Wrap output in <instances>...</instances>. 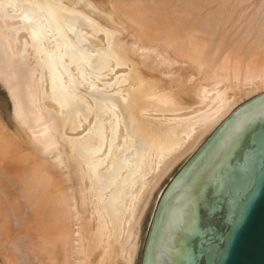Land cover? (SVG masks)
Listing matches in <instances>:
<instances>
[{
	"label": "bare ground",
	"instance_id": "obj_1",
	"mask_svg": "<svg viewBox=\"0 0 264 264\" xmlns=\"http://www.w3.org/2000/svg\"><path fill=\"white\" fill-rule=\"evenodd\" d=\"M244 2L0 0V84L20 129L13 181L31 232L43 237L42 262L133 264L153 190L264 89V0L250 4L240 40L218 34L231 5ZM175 63L179 74L170 69ZM200 81L222 87L209 96ZM2 126L3 163L19 145ZM89 206L98 240L85 246L79 210ZM13 243L7 251L20 248Z\"/></svg>",
	"mask_w": 264,
	"mask_h": 264
},
{
	"label": "water",
	"instance_id": "obj_2",
	"mask_svg": "<svg viewBox=\"0 0 264 264\" xmlns=\"http://www.w3.org/2000/svg\"><path fill=\"white\" fill-rule=\"evenodd\" d=\"M143 264H264V95L240 106L172 182Z\"/></svg>",
	"mask_w": 264,
	"mask_h": 264
},
{
	"label": "rangeland",
	"instance_id": "obj_3",
	"mask_svg": "<svg viewBox=\"0 0 264 264\" xmlns=\"http://www.w3.org/2000/svg\"><path fill=\"white\" fill-rule=\"evenodd\" d=\"M230 1H232L233 2V0H230ZM236 1V3L238 2V0H234V2ZM261 0H250V2H244V5H241V7H236V8H234L233 9V6L235 5H231V8H232V10L234 11V13L232 14V17L228 20V22L226 23V25H224V27H223V30H221L220 32H218V34H223V33H225L224 35L226 36V40H228L229 39V37H230V40L228 41L229 43H231L232 41H236L238 38V40H240V38H241V36L239 37V35L240 34H242L243 32H244V29H245V23H246V20L248 19V17L251 15V13L253 12V8L254 7H251V5L250 4H257L258 2H260ZM249 7V8H248ZM242 9V11L244 12L243 14H242V12L240 13L239 11ZM247 9V12L245 11ZM246 12V13H245ZM241 14V16H239ZM240 17V18H239ZM243 17V18H242ZM239 19V20H238ZM236 20H238V22L236 21ZM237 22V23H236ZM242 23V24H241ZM232 24H233V26H232ZM240 24H241V26H240ZM231 27V28H230ZM237 27H239V29L237 28ZM228 28V29H227ZM236 28L238 29V34L236 33ZM224 31H226V32H224ZM234 31H235V37H233V35H230V34H234ZM229 35V36H228ZM227 42V41H226ZM185 65H183V67H184ZM180 66L177 64V63H175V64H173L172 66H171V70H172V73H174V72H176V73H178L179 74V71H178V68H179ZM202 78H204V75H202L200 78H198L197 79V82H199V80L200 79H202ZM200 82H202V81H200ZM201 85H206V90H208V91H210V94H209V96L210 95H212L213 94V92H212V90L211 89H213V87H217V88H221L222 87V84H217V85H213L212 84V81H204V82H202V84ZM227 93L229 94L230 93V91L229 90H227ZM262 94H264V89H262L261 91H257L256 93H254L251 97H248V98H246V99H244L243 101H241L238 105H237V107L236 108H238V107H240V106H242L243 104H246L247 102H249L250 100H252L253 98H256V97H258V96H260V95H262ZM0 114H1V112L3 113V114H1L0 115V122L2 121L3 123H0L1 125H5V126H2L3 128H5L4 130L6 131L5 132V134L6 135H8L9 133H10V131H11V134L12 135H10L9 134V138L11 139V140H13L14 138V140H13V142H14V144L16 143V141H18L16 144L17 145H19V146H17V148H16V153L17 154H14L13 156H10V157H6V159L3 161V163H2V161H0V178H1V180L4 178V179H8V181H9V183H8V181L6 182V180H3V181H1L0 180V182H2V184H3V186H5L7 183H8V187H7V185H6V189H7V193L4 191V190H6V189H4L3 191L1 190L0 191V193L2 192L4 195H5V197L6 196H8L7 194L9 193V194H11L12 193V195H9V197L8 198H4L2 201H1V199H2V195H0V197H1V199H0V212H1V214H0V264H4L5 262L6 263H8V264H20L21 263V261H22V263L21 264H30V262H31V264H41L40 262H38V260L39 261H41V259L42 258H39L40 257V254H39V249H38V245L39 244H41V242H42V240H43V237L41 236H35L36 235V233L35 232H31V229H30V227L32 226V225H30V223H27V222H29L28 220H26V218L27 217H25L24 218V208H26V206H23V205H18L19 203H20V189H19V187H18V185L17 184H15L14 182L15 181H13V177H15V175L14 174H18V173H20V168H18V167H20L19 165H20V163H18V162H14L15 160H16V158H15V155H18L19 157H20V129L18 128V126H17V124H15L14 122V120H12L13 118H12V116H11V103H10V99H9V97L7 96V92H6V90H5V88L4 87H2V85L0 84ZM4 100V101H3ZM2 108L3 109H5V111L4 110H2ZM236 108H234V110L236 109ZM233 110V111H234ZM6 111H7V113H6ZM5 112V113H4ZM4 117H3V116ZM8 115V116H7ZM226 120V119H225ZM225 120H223L212 132H210L209 134H207L206 136H205V138L201 141V143L199 144V146L195 149V151H193L190 155H188V157H186V158H184V159H181L173 168H172V170L161 180V182H160V184L157 186V188H155L154 190H153V193H152V196H151V199H150V203H149V207H148V209H147V211H146V213H145V215H144V217H143V220H142V223H141V227H140V232H139V238L137 239V244H138V249H137V253H136V256H135V259H134V262H133V264H142V260H143V254H144V251H145V248H146V241H147V239H148V234H149V232H150V229H151V226H152V222H153V219H154V216H155V214H156V211H157V208H158V204H159V202H160V200L162 199V196H163V194H164V192H165V190L167 189V187H168V185L171 183V181L180 173V171L181 170H183V168L187 165V163L194 157V155L198 152V150L207 142V140L212 136V134L217 130V128L225 121ZM0 125V126H1ZM8 130H7V129ZM14 128V129H13ZM19 130H18V129ZM19 133H17V132ZM13 132V133H12ZM68 133V132H67ZM14 134V135H13ZM16 135H17V138H16ZM14 138H13V137ZM12 137V138H11ZM16 140V141H15ZM19 143V144H18ZM19 151V153H18V151ZM10 160V161H9ZM17 161V160H16ZM19 161H20V159H19ZM9 163V164H8ZM15 163H18V164H15ZM16 165V166H15ZM3 170H4V172H3ZM5 171H6V174L7 175H4V173H5ZM19 171V172H18ZM3 172V173H2ZM11 175V176H10ZM5 176H10L9 178H7V177H5ZM12 177V178H11ZM10 179H12V180H10ZM15 179V178H14ZM4 181L6 182V183H4ZM10 181H12L11 182V184H13L14 183V185H11L10 184ZM1 183H0V186L2 185ZM5 184V185H4ZM16 185V187H14ZM11 186V187H10ZM9 188V189H8ZM15 188H16V190H15ZM9 190V191H8ZM12 190H14V192L16 193H14V192H11ZM14 194V195H13ZM4 195H3V197H4ZM18 195V196H17ZM11 196V197H10ZM13 198H15V199H13ZM19 198V199H18ZM5 199H7V200H5ZM17 200H18V202H17ZM12 202H14V203H12ZM8 204V205H7ZM9 206V207H8ZM7 207V208H6ZM22 207V208H21ZM9 208V209H8ZM88 210L90 211V206L88 207V208H85V209H83V210H79V213L81 214V226H80V229H79V236H82V243H83V245H87V244H90V245H92L93 244V242H95V241H97L98 239H97V237L94 239V232H95V230H96V225L98 224V222H96V220H93V215L91 216V214H89L88 213ZM8 212V213H7ZM10 212V213H9ZM5 214V215H4ZM11 214V215H10ZM17 215V216H16ZM5 216H7V217H5ZM9 216H13L12 217V219H11V217L9 218ZM20 216V217H19ZM4 217V218H3ZM18 219H17V218ZM9 218V219H8ZM14 219H15V221H14ZM17 219V220H16ZM25 219V220H24ZM19 220V221H18ZM12 221V222H11ZM21 221V222H20ZM23 222V223H22ZM13 223H15L14 225H13ZM19 223V224H18ZM26 223V224H25ZM12 225V226H11ZM21 225V226H20ZM30 226V227H29ZM33 227V226H32ZM31 227V228H32ZM24 228H26V230H23ZM2 229V230H1ZM11 230L13 231V232H11ZM16 231V232H15ZM25 231H26V233H25ZM13 233V234H12ZM15 233V234H14ZM20 234H22V235H20ZM29 234V235H28ZM9 235V236H8ZM3 236V237H2ZM12 236H13V238H12ZM34 236H35V239H34ZM12 239H14V240H12ZM19 237H20V239H19ZM22 237H23V239H22ZM38 239H37V238ZM40 237V238H39ZM2 238H4V239H2ZM26 238H27V240H26ZM42 238V239H41ZM17 241H16V240ZM39 240V241H37L35 244L33 243V242H35L34 240ZM31 240V241H30ZM3 241V242H2ZM12 241V243L15 245V247H12V248H19V249H12V251L13 250H16V252H9L10 250H11V247L10 246H12V245H10V242ZM19 241H20V243H19ZM28 241V242H27ZM41 241V242H40ZM2 242V243H1ZM16 242H18V243H16ZM23 242V243H22ZM6 243V244H5ZM25 243L27 244V245H25ZM10 245L9 247H7L8 245ZM23 244V245H22ZM28 244H32V246L33 247H29V246H31V245H28ZM13 245V246H14ZM23 247H22V246ZM103 245V243H97V247H99V246H102ZM26 246V247H25ZM36 246V247H35ZM6 248V249H5ZM32 250H31V249ZM34 248H35V250H34ZM38 250H37V249ZM5 249V250H4ZM9 249V251H7ZM20 249H21V251H20ZM26 249V250H25ZM4 250V251H3ZM25 250V251H24ZM34 250V251H33ZM7 252V253H6ZM29 252V253H28ZM34 252V253H33ZM36 252V253H35ZM13 253H15V254H13ZM17 253V254H16ZM19 253V254H18ZM25 254L26 255V257H24L25 255H23V254ZM32 253V254H31ZM5 254H7V255H5ZM28 254V255H27ZM34 254V255H33ZM35 254H37V256H38V260H37V258H36V255ZM2 255V256H1ZM19 255V256H18ZM21 255V256H20ZM33 255V256H32ZM12 256L13 257H15V260H16V262L14 263L12 260L14 259H12ZM31 256H32V258H31ZM6 257V258H5ZM18 257V258H17ZM22 257H23V259H22ZM31 258V260H30V258ZM33 257H35L36 258V261H35V259L33 258ZM27 258V260H25V259ZM18 259V260H17ZM14 260V261H15ZM23 260H25V261H23ZM43 260V259H42ZM95 260V259H94ZM7 261H9V262H7ZM27 261V262H26ZM30 261V262H29ZM36 263H35V262ZM29 262V263H28ZM42 262V261H41ZM88 262H91V264H97V262H95V261H93V259L91 260V261H88ZM95 262V263H94ZM42 264H45V262H42ZM89 264V263H88Z\"/></svg>",
	"mask_w": 264,
	"mask_h": 264
}]
</instances>
